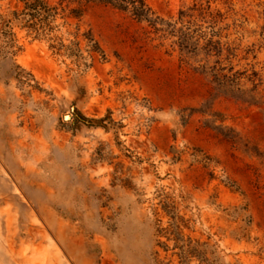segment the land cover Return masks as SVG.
I'll return each mask as SVG.
<instances>
[{
    "label": "rangeland",
    "instance_id": "1",
    "mask_svg": "<svg viewBox=\"0 0 264 264\" xmlns=\"http://www.w3.org/2000/svg\"><path fill=\"white\" fill-rule=\"evenodd\" d=\"M48 1L46 37L0 41V264H264V0H146L216 31L218 57Z\"/></svg>",
    "mask_w": 264,
    "mask_h": 264
},
{
    "label": "trees",
    "instance_id": "2",
    "mask_svg": "<svg viewBox=\"0 0 264 264\" xmlns=\"http://www.w3.org/2000/svg\"><path fill=\"white\" fill-rule=\"evenodd\" d=\"M96 1L130 13L133 18L147 22L155 31L160 30L163 24H168L172 29L169 34L176 37L175 44H177L179 50L183 53L197 55L198 52H204L207 56L216 57L221 54V42L219 38L214 39V37H218L217 32L212 30L210 33H206L201 31L197 24L195 28H191V25L186 26L185 18L190 15L184 11L179 12L177 21L170 23L156 15L146 0ZM21 2L23 3L22 8L20 10H13L11 16L0 14V41L2 49L12 47L11 37L14 35L11 31L12 25L26 29L27 33L31 34L33 38L46 37L55 27L52 23L59 14L56 5H52L48 0H21ZM186 22L188 25L191 24L190 21ZM178 23H180V27L177 28L176 25ZM77 35L78 32L76 33ZM81 36L86 41L89 52H99L103 55V50L89 32L82 33ZM63 46V44L59 46L50 45L51 48L57 51Z\"/></svg>",
    "mask_w": 264,
    "mask_h": 264
},
{
    "label": "water",
    "instance_id": "3",
    "mask_svg": "<svg viewBox=\"0 0 264 264\" xmlns=\"http://www.w3.org/2000/svg\"><path fill=\"white\" fill-rule=\"evenodd\" d=\"M65 117H68V116H65ZM90 122H93L92 120H89Z\"/></svg>",
    "mask_w": 264,
    "mask_h": 264
}]
</instances>
